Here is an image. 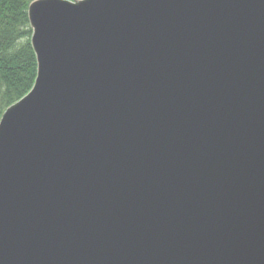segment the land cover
<instances>
[{
	"label": "water",
	"instance_id": "95a60500",
	"mask_svg": "<svg viewBox=\"0 0 264 264\" xmlns=\"http://www.w3.org/2000/svg\"><path fill=\"white\" fill-rule=\"evenodd\" d=\"M36 76L0 117V264H264V0H33Z\"/></svg>",
	"mask_w": 264,
	"mask_h": 264
},
{
	"label": "trees",
	"instance_id": "16d2710c",
	"mask_svg": "<svg viewBox=\"0 0 264 264\" xmlns=\"http://www.w3.org/2000/svg\"><path fill=\"white\" fill-rule=\"evenodd\" d=\"M31 0H0V115L31 87L36 62L30 44Z\"/></svg>",
	"mask_w": 264,
	"mask_h": 264
}]
</instances>
